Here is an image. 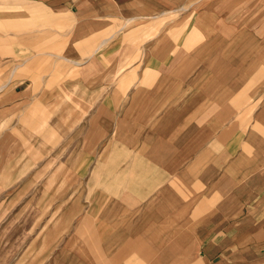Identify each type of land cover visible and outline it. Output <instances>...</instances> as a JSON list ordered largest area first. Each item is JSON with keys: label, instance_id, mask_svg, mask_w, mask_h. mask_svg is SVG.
<instances>
[{"label": "crops", "instance_id": "crops-1", "mask_svg": "<svg viewBox=\"0 0 264 264\" xmlns=\"http://www.w3.org/2000/svg\"><path fill=\"white\" fill-rule=\"evenodd\" d=\"M0 264H264V0H0Z\"/></svg>", "mask_w": 264, "mask_h": 264}, {"label": "rangeland", "instance_id": "rangeland-1", "mask_svg": "<svg viewBox=\"0 0 264 264\" xmlns=\"http://www.w3.org/2000/svg\"><path fill=\"white\" fill-rule=\"evenodd\" d=\"M184 9V8H183ZM166 19H168V17L166 18ZM169 20V19H168Z\"/></svg>", "mask_w": 264, "mask_h": 264}]
</instances>
